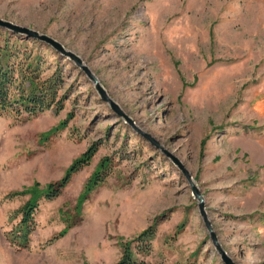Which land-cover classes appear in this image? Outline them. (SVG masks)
Here are the masks:
<instances>
[{
	"label": "rangeland",
	"instance_id": "rangeland-1",
	"mask_svg": "<svg viewBox=\"0 0 264 264\" xmlns=\"http://www.w3.org/2000/svg\"><path fill=\"white\" fill-rule=\"evenodd\" d=\"M0 17L109 96L9 29L42 76L63 70V101L0 110V264H113L149 229L145 264H264V0H0ZM94 144L18 249L17 208Z\"/></svg>",
	"mask_w": 264,
	"mask_h": 264
},
{
	"label": "trees",
	"instance_id": "trees-1",
	"mask_svg": "<svg viewBox=\"0 0 264 264\" xmlns=\"http://www.w3.org/2000/svg\"><path fill=\"white\" fill-rule=\"evenodd\" d=\"M12 33L9 29L0 26V110H14L16 113H24L28 117H33L48 110L52 105L62 103L63 98L58 95V87L62 84L63 70L57 68L42 76L45 70H41L40 54L33 57L34 53L27 47H23L18 38H12ZM25 37L29 36L25 35ZM22 39H24L23 36ZM21 56L27 57L24 59L26 64L19 61ZM97 149L98 146L94 144L90 151L81 154L71 163L68 172L61 180L50 182L39 194L29 198L17 208L16 212L21 214V219L8 233L13 245L18 249L29 245L30 234L36 227L35 212L41 198L57 197L72 174L88 162ZM103 165L102 171L98 170L94 175L98 183L106 177L108 160ZM154 233L150 229L146 230L134 240V245L126 243L123 255L113 264H145L144 260L137 256V252L150 253L151 237Z\"/></svg>",
	"mask_w": 264,
	"mask_h": 264
},
{
	"label": "water",
	"instance_id": "water-1",
	"mask_svg": "<svg viewBox=\"0 0 264 264\" xmlns=\"http://www.w3.org/2000/svg\"><path fill=\"white\" fill-rule=\"evenodd\" d=\"M0 26L8 28V29H10V30H12L14 32H17V33H22V34L27 35V36L40 38V39L48 42L49 44H51L57 50H60L63 53L70 55L72 58L75 59L77 64H79L84 70H86L87 74L91 77V79H93V81L96 83V87L100 91L101 95L105 99H109V96H108L105 88L99 82V79L96 77V75L93 74V72L91 71L89 66H87L83 62V59L78 54H76L75 52H73L71 50L66 49L64 47V45L60 41H58L57 39H55L54 37H52V36H50V35H48L46 33L39 32L37 29H34V28L29 27V26L16 23V22H14V21H12L10 19H6V18H3V17H0ZM111 102H112V104L114 105L115 108L118 107L117 104L114 101L111 100ZM119 113H121V112H119ZM198 194H199V192H198ZM222 253H223V256L226 258L227 262L229 264H232L231 259L225 254V251H222Z\"/></svg>",
	"mask_w": 264,
	"mask_h": 264
}]
</instances>
